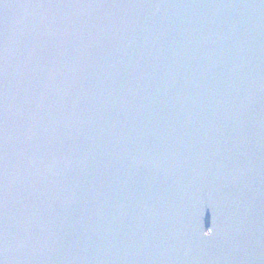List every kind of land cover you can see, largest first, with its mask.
<instances>
[{
  "label": "water",
  "instance_id": "1",
  "mask_svg": "<svg viewBox=\"0 0 264 264\" xmlns=\"http://www.w3.org/2000/svg\"><path fill=\"white\" fill-rule=\"evenodd\" d=\"M0 264H264V0H0Z\"/></svg>",
  "mask_w": 264,
  "mask_h": 264
}]
</instances>
